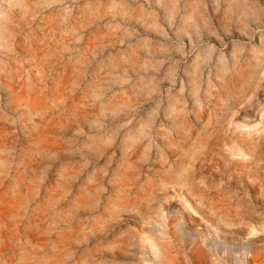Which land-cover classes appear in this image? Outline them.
Segmentation results:
<instances>
[{"label":"rangeland","instance_id":"1","mask_svg":"<svg viewBox=\"0 0 264 264\" xmlns=\"http://www.w3.org/2000/svg\"><path fill=\"white\" fill-rule=\"evenodd\" d=\"M0 264H264V0H0Z\"/></svg>","mask_w":264,"mask_h":264}]
</instances>
